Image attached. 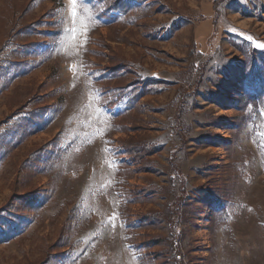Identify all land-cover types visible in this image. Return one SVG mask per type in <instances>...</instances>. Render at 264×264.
<instances>
[{
	"label": "rangeland",
	"instance_id": "374dc122",
	"mask_svg": "<svg viewBox=\"0 0 264 264\" xmlns=\"http://www.w3.org/2000/svg\"><path fill=\"white\" fill-rule=\"evenodd\" d=\"M128 1L0 0V264H264V0Z\"/></svg>",
	"mask_w": 264,
	"mask_h": 264
},
{
	"label": "trees",
	"instance_id": "16d2710c",
	"mask_svg": "<svg viewBox=\"0 0 264 264\" xmlns=\"http://www.w3.org/2000/svg\"><path fill=\"white\" fill-rule=\"evenodd\" d=\"M92 1H96L97 4L103 3L104 8L101 9V7L99 8V6H95V8L98 10H96V20H100L104 23H117V21L121 18V15L126 14L130 7L131 4L129 3L128 0H82L84 7L80 6L79 9V14L80 16L83 18V20L85 22H90L91 19V15L90 17L88 16V14H91L90 7H91V2ZM138 1H142V0H138ZM86 5V6H85ZM34 28V27H32ZM24 30H28V29H24ZM33 31V30H32ZM36 31V30H35ZM25 48V47H23ZM118 97L113 100L110 101L107 105V107L109 106L110 109H114L117 107V101L118 98H124L127 97V95L125 94V92L123 91V89H118ZM137 141H134V139L132 138H124V139H118L117 142H113L112 141V145H114V143H116V146L120 147L125 154L128 156V158L130 159H137V160H142L147 152V148L145 145L140 144V143H134ZM258 150L260 151H264V143H255ZM115 152L117 154H119L118 150L116 148H114ZM113 150H110V152H112ZM115 164V163H114ZM116 165V164H115ZM116 178L118 179V173L116 171ZM115 186L117 187L116 183ZM184 197L180 196L178 200L173 202V205L171 207L177 209L176 211H180L181 210V203L183 202ZM132 223L128 224V227H126V229L128 230V228H131ZM136 226V225H133ZM130 244V251H134V244L132 241H129ZM139 250V248L137 249ZM133 253V252H132ZM177 258V257H176Z\"/></svg>",
	"mask_w": 264,
	"mask_h": 264
},
{
	"label": "snow or ice",
	"instance_id": "6c2138e0",
	"mask_svg": "<svg viewBox=\"0 0 264 264\" xmlns=\"http://www.w3.org/2000/svg\"><path fill=\"white\" fill-rule=\"evenodd\" d=\"M69 3L72 6V8L70 9V16L74 20V26H73V28L65 29V32L70 34V33H73L74 31H76L75 21H78L80 19L76 9H77L78 5L82 6L83 2H82V0H69ZM92 22L94 23V21H92ZM85 28H87V25H85ZM248 39L251 40V37H249ZM256 47L264 50V44L257 43Z\"/></svg>",
	"mask_w": 264,
	"mask_h": 264
}]
</instances>
